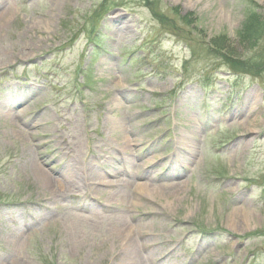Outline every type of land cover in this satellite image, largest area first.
Returning <instances> with one entry per match:
<instances>
[{
  "label": "rangeland",
  "instance_id": "rangeland-1",
  "mask_svg": "<svg viewBox=\"0 0 264 264\" xmlns=\"http://www.w3.org/2000/svg\"><path fill=\"white\" fill-rule=\"evenodd\" d=\"M5 6L3 263L121 264L104 252L105 230L130 214L138 240L155 241L146 264H264V0H7L0 15ZM28 159L61 181L140 175L160 189L129 202L131 185L98 184L53 203ZM82 217L103 224L91 234ZM71 221L88 233L78 249Z\"/></svg>",
  "mask_w": 264,
  "mask_h": 264
},
{
  "label": "bare ground",
  "instance_id": "bare-ground-1",
  "mask_svg": "<svg viewBox=\"0 0 264 264\" xmlns=\"http://www.w3.org/2000/svg\"><path fill=\"white\" fill-rule=\"evenodd\" d=\"M7 0H0V4L2 5L3 3L5 4ZM8 10L6 14L0 15V32H2L3 25L9 19V14L11 10V6H5ZM126 144L124 142H121L120 145ZM191 144V153H195V146ZM28 166H31V169L33 170V175L35 176V180L38 183V193H41L43 195H46L50 198V200L54 201L53 203H57L59 196L66 190V193H69L70 190H75V189H81V187L85 190L86 193H95L99 192V188L97 187L99 185H113L116 184L117 186L122 185L126 189L129 187V185L132 186L134 190H132V198L129 202H134L136 199H140L142 196H147L151 191L153 193H157L158 190L160 189L159 185H155L153 183H147V182H140L137 178L140 175H135L132 180H117L116 183L113 181H109L107 183H103V181H94L91 182V185L89 187L86 185H82L79 183V181H76L75 179L71 177H66L65 180L61 181L59 178L55 177L52 175L49 171L39 168L38 165L34 164L30 159ZM74 159H70L65 166L63 167L64 170H68L71 167H73ZM76 167V165H74ZM73 170V169H72ZM81 172L80 169L75 168L73 173H78ZM132 172V170H131ZM79 176L77 174H74V176ZM136 177V178H135ZM78 179V178H77ZM132 183H131V182ZM131 183V184H130ZM171 187V186H169ZM125 188H119L115 192V196H119V199L125 200L127 198V194L125 193L124 190ZM131 215L130 214H125V215H119L118 217H115L111 221L109 225L106 226L105 230V236L107 238V241L112 240L113 243V249L106 250L104 252H107L106 254L108 255L107 258H112V259H117L119 260V263L121 264H146L147 262H153L155 257L153 254L154 251L153 249L150 252H145V249L148 245H154L155 241H150L147 239L146 241H139L138 236L142 234V229L140 228H135L134 222L131 221ZM82 219L85 221L86 224H82L85 226L81 227H86L88 228V232L91 234H94L99 228H101V225L103 223H100L99 221L96 220H87L82 217ZM72 222V221H71ZM80 225L75 222H72L68 226V231L69 235L71 237V242L72 245L75 246L77 249L79 246H76L78 243H80L83 239H85L87 232H82L79 230ZM11 243H20L21 239L20 238H14L10 239ZM159 246L156 248L158 249ZM83 249V248H81ZM154 257V258H153ZM164 259V258H163ZM0 264H28L27 262H24V260H18L14 261L11 263H3L0 260Z\"/></svg>",
  "mask_w": 264,
  "mask_h": 264
},
{
  "label": "trees",
  "instance_id": "trees-1",
  "mask_svg": "<svg viewBox=\"0 0 264 264\" xmlns=\"http://www.w3.org/2000/svg\"><path fill=\"white\" fill-rule=\"evenodd\" d=\"M249 21H250V20H248V21L246 22V24H247L248 26H249Z\"/></svg>",
  "mask_w": 264,
  "mask_h": 264
}]
</instances>
